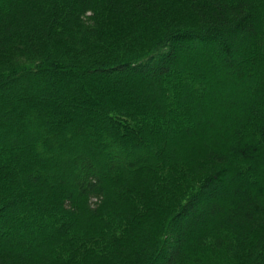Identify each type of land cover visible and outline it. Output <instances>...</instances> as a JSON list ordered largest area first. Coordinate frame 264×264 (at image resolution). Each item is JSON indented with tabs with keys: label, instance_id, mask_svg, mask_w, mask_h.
Wrapping results in <instances>:
<instances>
[{
	"label": "trees",
	"instance_id": "trees-1",
	"mask_svg": "<svg viewBox=\"0 0 264 264\" xmlns=\"http://www.w3.org/2000/svg\"><path fill=\"white\" fill-rule=\"evenodd\" d=\"M0 264H264V0H0Z\"/></svg>",
	"mask_w": 264,
	"mask_h": 264
},
{
	"label": "rangeland",
	"instance_id": "rangeland-1",
	"mask_svg": "<svg viewBox=\"0 0 264 264\" xmlns=\"http://www.w3.org/2000/svg\"><path fill=\"white\" fill-rule=\"evenodd\" d=\"M237 40V39H236ZM241 89V90H240ZM240 89H239V93L238 94H240L241 95V99H243V98H245V91H246V89H245V85H243L242 87H240ZM234 92H235V90L233 89L231 92L230 91H225V93L222 95V94H220V95H218V98H220L221 96H223L222 97V99L223 100H225L226 98L225 97H227V96H230V95H232V94H234ZM228 94H230V95H228ZM212 103V102H211ZM207 107V105H204V107ZM208 108V107H207ZM217 110H215V111H213V112H216ZM206 115V114H205ZM239 115V113H238V110L237 109H233V112H232V117H236V116H238Z\"/></svg>",
	"mask_w": 264,
	"mask_h": 264
}]
</instances>
